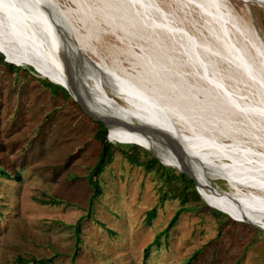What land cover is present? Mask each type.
<instances>
[{
  "label": "rangeland",
  "instance_id": "rangeland-1",
  "mask_svg": "<svg viewBox=\"0 0 264 264\" xmlns=\"http://www.w3.org/2000/svg\"><path fill=\"white\" fill-rule=\"evenodd\" d=\"M158 1L173 20L195 33L199 41L214 43L205 27V18L175 1ZM262 2L226 0L238 22L264 43ZM30 3L35 12H43L45 23L59 25L64 31L68 26L62 8L68 9V19L80 35L79 45L85 49L77 51L85 53L92 62L112 67L119 64L132 74L134 68L140 71L142 65L148 74L155 69L140 50L134 49L136 44L130 35L104 21L96 9L100 6L98 1ZM131 10L142 15L138 9ZM59 15L61 21L57 19ZM145 18L153 17L145 14ZM227 29L222 36L231 40L233 29ZM223 64L219 61L217 78L233 90L244 95L252 91L258 97L251 83H242L238 80L239 73ZM7 66L0 64V166L17 171L21 180L0 175V264H17V256L51 258L47 264H264V224L236 220L215 207L209 201H214L213 198L207 196L205 201L216 208L210 211L204 198H194L191 188L188 200L181 204L187 183L178 176L181 172L158 160L160 168L152 158L157 157L142 145L110 141L109 131L110 148L106 155L109 162L98 175L101 194L90 204L93 190L86 176L102 154V144L93 136L97 123L66 98L58 84L45 86L44 81L49 80L31 66L18 65L21 69L14 68L13 72ZM227 73L235 80L227 77ZM198 82L210 86L205 81ZM105 91L112 100L127 105L108 86ZM220 145L215 142L211 149L226 154L222 162L234 164L240 160L255 165ZM215 170L221 173L222 169ZM203 187L212 196L230 192L225 179L203 177ZM51 197L59 202H40ZM225 200L232 202L230 196H225ZM153 208L155 216L147 223L148 211ZM178 210L174 225L163 233ZM76 224L80 227L78 242ZM156 236L159 244L150 248L144 260V249Z\"/></svg>",
  "mask_w": 264,
  "mask_h": 264
},
{
  "label": "bare ground",
  "instance_id": "bare-ground-1",
  "mask_svg": "<svg viewBox=\"0 0 264 264\" xmlns=\"http://www.w3.org/2000/svg\"><path fill=\"white\" fill-rule=\"evenodd\" d=\"M96 1L104 21L130 35L134 49L155 66L148 70L150 74L145 65L140 66L141 72L132 66V74L119 64L92 62L77 51L85 49L68 19L69 10L62 8L72 33L45 23L43 12L32 9L30 2L35 0H0V53L7 62L29 65L68 89L75 81L79 95L98 114L124 123L122 128L109 129L110 141L152 149L165 164L193 176L204 200L212 197L214 201H209L215 207L236 220L264 224V43L258 35L238 22L226 0H172L206 19L214 43L199 41L158 0ZM260 5L264 7V2ZM227 27L233 29L231 40L222 36ZM219 61L237 71L242 83H251L258 97L252 91L244 95L233 90L217 78ZM226 76L235 80L231 74ZM104 86L127 105L112 100ZM215 142L256 166L240 160L222 162L227 156L211 149ZM203 177L227 180L230 192L212 196L203 187ZM225 196L232 202L227 203Z\"/></svg>",
  "mask_w": 264,
  "mask_h": 264
},
{
  "label": "trees",
  "instance_id": "trees-1",
  "mask_svg": "<svg viewBox=\"0 0 264 264\" xmlns=\"http://www.w3.org/2000/svg\"><path fill=\"white\" fill-rule=\"evenodd\" d=\"M0 64L4 65V66H7V70L9 72H13L15 71L14 68H17V69H21L18 65H15L13 63H9L7 61L4 60V56L0 53ZM25 70V69H23ZM26 72H28L27 70H25ZM44 85L45 86H48L49 84H52V82L50 81H44ZM59 87V89H61V92L64 94V96L66 98H69L73 101L74 104H77L72 98L71 96L67 93V91L60 87L59 85H57ZM87 117L91 120V118L87 115ZM93 120V119H92ZM97 123V128H96V131L94 133V138L98 141L101 142L102 146H101V155H100V159L99 161L92 167V169L90 170V172L88 173V175L86 176L87 177V180L89 182V185L91 186L92 190H93V193H92V196L90 198V204L93 202L94 198L99 196L101 194V187H100V184L98 182V175L103 171L106 163H108L109 161L106 160V155L108 154V150L110 148V144H108V142L106 141V137H107V133H108V129L105 127V125L100 122V121H95ZM105 147V148H104ZM103 148H104V152L103 151ZM127 152V151H126ZM148 153H150L149 151H147ZM153 161H155L156 163H158L160 165V168H162L161 166V163L158 161L157 158L153 157ZM0 175L1 176H4V177H11L13 178L14 180L16 181H20L21 180V177H20V174L17 172V171H14V172H10L8 171L7 169L3 168L0 166ZM178 176H180V178L182 177V179L184 178L186 180V185L183 187L185 192H186V195L185 196H182V199H181V204H184L187 200H188V190L191 188L192 190V193L195 195L194 198L196 199H199L201 200V197L199 196L196 188H195V183L192 179L188 178L186 175L184 174H179ZM177 176V178H178ZM40 202L43 203V204H57L59 202L58 199L56 198H48V199H40ZM214 211V210H213ZM217 211V210H216ZM180 210H178L174 216L172 217L171 221L169 222V225L167 226V228H165L162 232L163 233H167L169 228H171L175 221L177 220V217H178V214H179ZM219 213H222L221 211H218ZM148 214H149V220L147 223H150L151 220L154 218L155 216V209H150L148 211ZM224 214V213H222ZM76 230H75V235H76V241L78 242L79 241V238H78V234L80 232V227H79V224H76L75 226ZM156 244H159V236H156V238L153 240V242L150 243V245H148L145 249H144V260H146V258H148V255L150 253V248ZM16 263L17 264H27V263H30V264H47L49 262H51V258H42V259H37L33 256L31 257H23V256H17L16 259H15Z\"/></svg>",
  "mask_w": 264,
  "mask_h": 264
},
{
  "label": "water",
  "instance_id": "water-1",
  "mask_svg": "<svg viewBox=\"0 0 264 264\" xmlns=\"http://www.w3.org/2000/svg\"><path fill=\"white\" fill-rule=\"evenodd\" d=\"M3 56H4V60L5 61H7V59H6V57H5V55L4 54H2ZM49 80V79H48ZM50 82H52V83H55V82H53V81H51V80H49ZM55 84H58L59 86H61L62 88H64L67 92H68V94L74 99V101L79 105V107L82 109V111L86 114V115H88L91 119H93V120H95V121H100V122H102L104 125H105V127L108 129V131H109V129L110 128H112V127H120V128H122L121 126L124 124L122 121H119V120H112L111 118H109V117H106V116H102V115H100V114H98L92 107H90V105H88L87 103H86V101L84 100V99H82V97L79 95V93H78V85H77V83L74 81V83H72V85H71V87H70V89H68L67 87H65L64 85H62V84H59V83H55ZM106 141L108 142V138L106 137ZM136 144V143H135ZM105 148V147H104ZM104 148H103V152H104ZM146 149H149V148H147V147H145ZM179 149V148H178ZM150 151H152V153L157 157V159L162 163V164H164V165H168V164H165L157 155H156V153L152 150V149H149ZM179 154L182 156V152H181V149H180V152H179ZM168 166H170V165H168ZM180 172H181V174H184V175H186L187 177H189V178H191V179H193L194 180V182H195V188H196V190H197V192H198V194H199V196L203 199V197H202V195L200 194V191L198 190V184H197V181H196V179L193 177V176H191L186 170H184V169H182V170H180V169H178ZM214 191H215V189H214V187L212 188ZM204 200V199H203ZM205 201V200H204ZM206 202V201H205ZM206 204L210 207V211L211 210H213V209H216V208H213V207H211L207 202H206ZM218 210V209H217ZM258 227V226H257ZM261 229V228H260Z\"/></svg>",
  "mask_w": 264,
  "mask_h": 264
}]
</instances>
